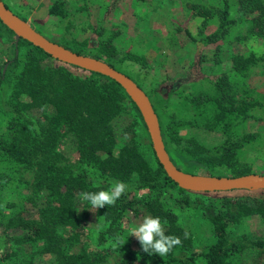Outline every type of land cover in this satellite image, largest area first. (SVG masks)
<instances>
[{
  "label": "trees",
  "instance_id": "1",
  "mask_svg": "<svg viewBox=\"0 0 264 264\" xmlns=\"http://www.w3.org/2000/svg\"><path fill=\"white\" fill-rule=\"evenodd\" d=\"M190 8L204 24L214 19L213 30L199 39L203 42L223 37L235 20L234 11L251 12L250 17L242 18L247 24L245 34L264 38V0H220L218 7L190 4ZM67 12L63 0H53L47 7V13L52 15L64 16ZM0 28L13 34L1 22ZM112 34V28L99 24L86 44L55 41L104 60L140 86L137 72L122 64L129 55L119 52L110 42ZM186 35L196 41L190 31L186 30ZM12 47L10 57L0 64V89L6 90L7 106L0 133V160L28 173L30 180L23 182L34 191L41 190L43 198L37 219L20 217L21 220L0 230L9 242V249L0 255L3 264H31L26 251L21 249L23 243L52 253L54 264H100L97 251L80 243L87 233L90 204H78L77 200L81 192L100 191L116 181L124 182L128 190L114 205L99 208L103 224L93 237L95 245L118 248L117 233L128 211L133 216L160 217L166 222V234L179 237L182 244L163 257L144 252L139 244L132 251L133 256L127 255L128 258L113 264H231L233 255L244 247L253 253H264L263 236L235 229L242 218L253 213L264 223V190L257 189L256 194L210 196V191L177 186L155 158L138 110L117 82L53 59L23 38L13 41ZM198 56L196 62L207 54ZM260 59L264 61V50L260 55H233L229 71L208 78L205 89H178L179 97L171 105H167L166 96L143 90L157 116L164 148L178 168L213 175L253 171L240 158L239 149L257 134L237 130L236 126L248 116L256 117L255 110H264V95L259 100L244 86L246 71ZM195 129L219 131L222 138L203 145L196 139ZM67 133L74 140L73 161L54 147L57 139ZM186 213L200 214L209 223V239L201 250L193 249L191 231L183 219ZM7 259L9 262H5Z\"/></svg>",
  "mask_w": 264,
  "mask_h": 264
},
{
  "label": "rangeland",
  "instance_id": "2",
  "mask_svg": "<svg viewBox=\"0 0 264 264\" xmlns=\"http://www.w3.org/2000/svg\"><path fill=\"white\" fill-rule=\"evenodd\" d=\"M4 1L14 13L24 17V20L35 30L52 40L60 39L74 45L86 44L94 35V28L97 25L102 24L105 29L112 28L114 34L110 42L119 52L129 55V58L122 60L123 66L137 72L143 90L166 96V100H169L167 105H171L179 97V92L176 91L182 88L184 91L207 88L208 78L230 70L233 55L245 57L249 52L260 55L264 50V38L245 34L247 24L242 18L247 19L252 15L248 11L240 14L238 11L233 12L235 20L230 23L223 37L210 42L199 40L204 33L213 30L215 23L214 19L202 23L203 20L191 10L190 4L218 7L220 0H63L68 9L64 16L47 13V7L53 0ZM1 30L2 28H0V64L10 57L14 41L13 34ZM186 30L194 35L196 41L186 35ZM88 44L91 45L90 42ZM198 53L207 56L196 62ZM75 71L80 70L75 69ZM244 81V86L251 89V94L261 100L264 95V61L260 59L251 66L250 70L246 71ZM194 82L195 85L190 86V83ZM5 93V88L0 89V133L3 131L7 117ZM33 112L37 114L39 110ZM255 112L258 113L256 117L248 116L244 121L237 123V130L257 134L251 142L240 147L239 155L242 160L248 162L252 172L264 174V117L261 118L264 110H255ZM194 135L203 145H211L222 138L219 131L204 129H195ZM54 147L69 161L74 160V140L69 133L60 136ZM16 169L0 160V230L21 219L38 218V207L41 205L43 193L41 190L34 191L29 184L24 183L23 181L30 180V175ZM113 184H108V188L102 190L109 189ZM256 193H258L257 189L244 187L210 191L207 195ZM77 203L82 204V200L78 199ZM90 208L91 205L88 206L86 218L87 233L82 236L80 243L97 251L101 259L100 264H113L116 260L128 258L127 255L133 256L132 251L140 242L131 234V230L149 214L133 216L128 211L117 233L121 243H118V248L114 249L115 247L107 248L93 243V237L102 226L103 219L99 208L96 210ZM183 219L190 228L195 244L193 249L201 250L209 239L208 221L196 213H186ZM235 229L247 235L264 237V223L255 213L242 218ZM8 244L9 242L0 234V255L9 249ZM21 246V249L26 251V258L31 260V264H54L52 253L37 250L35 245L28 243H23ZM251 251L244 247L236 252L231 264H264V253ZM18 254L21 256L20 250ZM5 262H9V259ZM0 264L3 262L0 261ZM136 264L143 263L136 262Z\"/></svg>",
  "mask_w": 264,
  "mask_h": 264
},
{
  "label": "water",
  "instance_id": "3",
  "mask_svg": "<svg viewBox=\"0 0 264 264\" xmlns=\"http://www.w3.org/2000/svg\"><path fill=\"white\" fill-rule=\"evenodd\" d=\"M0 22L13 32L14 41L23 38L40 48L53 59L74 66L98 72L110 77L125 91L136 106L148 133L155 158L165 174L179 187L190 191H220L234 188H254L264 190V174L246 172L238 175H213L184 171L178 168L167 154L159 130L158 119L148 96L128 75L115 69L102 59L78 53L47 38L35 30L0 0Z\"/></svg>",
  "mask_w": 264,
  "mask_h": 264
},
{
  "label": "clouds",
  "instance_id": "4",
  "mask_svg": "<svg viewBox=\"0 0 264 264\" xmlns=\"http://www.w3.org/2000/svg\"><path fill=\"white\" fill-rule=\"evenodd\" d=\"M128 190V186L122 181H116L107 190L96 192L85 191L79 193V198L91 205L90 209L103 208L105 205H114L116 201ZM165 223L158 216L147 215L143 220L131 230L142 245L143 251L148 254H158L163 257L167 255L174 247L181 245L179 237L167 235L165 232ZM188 233L185 232V238ZM117 243H121L117 241Z\"/></svg>",
  "mask_w": 264,
  "mask_h": 264
},
{
  "label": "crops",
  "instance_id": "5",
  "mask_svg": "<svg viewBox=\"0 0 264 264\" xmlns=\"http://www.w3.org/2000/svg\"><path fill=\"white\" fill-rule=\"evenodd\" d=\"M45 36V35H44ZM47 37V36H46Z\"/></svg>",
  "mask_w": 264,
  "mask_h": 264
}]
</instances>
